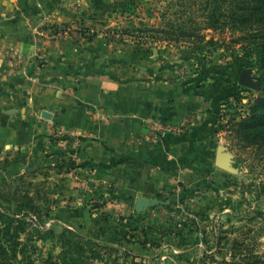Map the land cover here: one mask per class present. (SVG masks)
<instances>
[{
    "label": "rangeland",
    "instance_id": "374dc122",
    "mask_svg": "<svg viewBox=\"0 0 264 264\" xmlns=\"http://www.w3.org/2000/svg\"><path fill=\"white\" fill-rule=\"evenodd\" d=\"M123 2L97 31L86 29L82 34V28L67 23L51 26L56 38L72 37L77 31L89 40L103 34L104 59L61 65V69L47 55L35 52L27 64L21 53L13 51L12 80L0 81V89L17 104V108L11 104L10 110L18 109L27 135L33 131L27 124L36 133L0 157V212L11 223L6 232L4 220L0 221L3 262L264 264V148L251 146L230 131L261 89L254 54L232 42L228 31L202 30L201 41L153 39L144 34L143 25L150 28L168 18L170 0ZM125 29L131 34H125ZM153 63L169 66L177 75L187 74L188 81L201 88L219 139L209 140L208 158L193 160L192 172L181 181L173 182L171 174L163 180L166 183H158L163 176L157 179L155 190L142 197L149 199V205L137 211L139 197L125 187L119 169L110 166L117 167L126 158L120 153L123 144L130 152L138 139L161 138L155 120L147 122V132L140 138L110 142L111 149L103 152L106 159L79 162L78 153L86 140L93 139L91 133L66 123L62 110L37 105L31 93L33 87L47 84L58 97L78 95L87 114L106 122L111 116L97 110L101 101L95 93L150 79L151 69H147ZM71 68L73 75L81 77L67 78L64 70ZM88 69L102 78L80 72ZM75 105L69 102L68 109ZM217 153L223 154V165L216 164ZM27 194L40 206L38 211L30 210ZM82 205L87 206L88 216L77 209Z\"/></svg>",
    "mask_w": 264,
    "mask_h": 264
},
{
    "label": "crops",
    "instance_id": "0c3cea01",
    "mask_svg": "<svg viewBox=\"0 0 264 264\" xmlns=\"http://www.w3.org/2000/svg\"><path fill=\"white\" fill-rule=\"evenodd\" d=\"M123 1L0 0V81L12 80L9 65L13 64L14 50L23 55L24 63L29 64L33 53L38 52L47 55L48 61H57L61 69V65L73 67L94 63L101 57L104 59L107 43L103 34L89 40L77 31L72 37L56 38L51 35V26L60 27L67 23L97 31L98 26L110 19L109 12ZM149 69L151 78L146 81L139 83L137 80L130 87L121 86L117 91L95 93L94 97L101 101L97 110L111 116L106 122L87 114L79 104L78 95L63 93L58 97L47 84L33 87L35 91L31 93L34 103L62 110L61 118L66 123L77 131L91 133L93 139L86 140L78 153L79 162H98L105 158L103 152L111 149L110 142H128L129 137L145 135L148 121L165 123L168 128L160 139H138L130 152L126 151L127 144H123L120 153H125L126 158L121 159L117 167H109L111 170L119 169L125 187L136 193V197H147L145 193L155 190L157 179L162 176L160 184L168 182L163 180L170 174L175 178L173 182L190 175L192 161L206 160L208 147H211L209 140L219 139L217 127L209 116L207 97L201 88L189 82L187 74L177 75L169 66L160 67L153 63ZM64 71L67 78L81 77L73 75V68ZM80 72H91L94 77L102 78L89 69ZM145 74L148 76L144 71ZM7 85L12 86L11 83ZM3 91L4 88L0 89V157L9 148L19 146L23 139L35 138L36 133L35 127L27 124L33 130L27 135L21 123L22 115L16 114L18 109L10 110L11 104L15 108L17 104ZM69 102H76L71 111ZM124 190L120 188L119 192ZM77 209L81 210L82 216H88L87 206H78Z\"/></svg>",
    "mask_w": 264,
    "mask_h": 264
},
{
    "label": "trees",
    "instance_id": "16d2710c",
    "mask_svg": "<svg viewBox=\"0 0 264 264\" xmlns=\"http://www.w3.org/2000/svg\"><path fill=\"white\" fill-rule=\"evenodd\" d=\"M169 17H163L156 26L146 28L144 34H151L153 39H167L176 42L201 41L202 30L212 29L228 31L232 42L247 46L255 56L256 69L261 78V89L249 103L248 109L238 120H234L230 131L254 147L264 148V0H170ZM85 29H81L82 31ZM123 32L130 35L131 30ZM141 36V35H139ZM4 166L9 164L5 157ZM39 195L37 194V197ZM31 211H38L40 206L32 202V197L25 196ZM5 224L3 230L10 232L11 223L0 212V221ZM74 235L72 231H67ZM77 240H73L75 245ZM5 249L0 247V264L3 262ZM16 249L12 257L16 256ZM72 258V257H71Z\"/></svg>",
    "mask_w": 264,
    "mask_h": 264
},
{
    "label": "water",
    "instance_id": "95a60500",
    "mask_svg": "<svg viewBox=\"0 0 264 264\" xmlns=\"http://www.w3.org/2000/svg\"><path fill=\"white\" fill-rule=\"evenodd\" d=\"M215 162L217 165H223L225 163V159L222 153H217L215 155ZM149 203V199L139 197L135 201V209L137 211H141L145 206L149 205Z\"/></svg>",
    "mask_w": 264,
    "mask_h": 264
},
{
    "label": "built area",
    "instance_id": "2783aa9c",
    "mask_svg": "<svg viewBox=\"0 0 264 264\" xmlns=\"http://www.w3.org/2000/svg\"><path fill=\"white\" fill-rule=\"evenodd\" d=\"M154 123H155V125H157L159 128L162 129L161 132H163L164 130H166V129L168 128V127L165 125V123H162L161 121H155Z\"/></svg>",
    "mask_w": 264,
    "mask_h": 264
}]
</instances>
